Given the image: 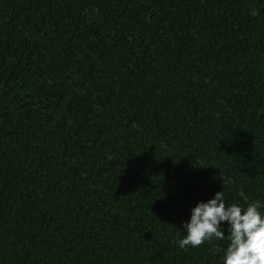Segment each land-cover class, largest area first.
<instances>
[{
  "label": "trees",
  "instance_id": "1",
  "mask_svg": "<svg viewBox=\"0 0 264 264\" xmlns=\"http://www.w3.org/2000/svg\"><path fill=\"white\" fill-rule=\"evenodd\" d=\"M219 191L264 200V0H0V264H221L174 243Z\"/></svg>",
  "mask_w": 264,
  "mask_h": 264
},
{
  "label": "clouds",
  "instance_id": "2",
  "mask_svg": "<svg viewBox=\"0 0 264 264\" xmlns=\"http://www.w3.org/2000/svg\"><path fill=\"white\" fill-rule=\"evenodd\" d=\"M249 15L258 12L252 9ZM181 232L182 238L174 241L179 249L226 241L221 264H264V200L248 202L244 207L227 204L224 192H216L213 198L191 209L190 220Z\"/></svg>",
  "mask_w": 264,
  "mask_h": 264
}]
</instances>
